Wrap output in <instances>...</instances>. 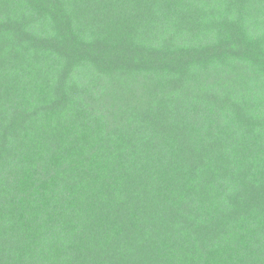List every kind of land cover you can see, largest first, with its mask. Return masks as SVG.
I'll use <instances>...</instances> for the list:
<instances>
[{
  "label": "trees",
  "instance_id": "16d2710c",
  "mask_svg": "<svg viewBox=\"0 0 264 264\" xmlns=\"http://www.w3.org/2000/svg\"><path fill=\"white\" fill-rule=\"evenodd\" d=\"M0 264H264V0H0Z\"/></svg>",
  "mask_w": 264,
  "mask_h": 264
}]
</instances>
